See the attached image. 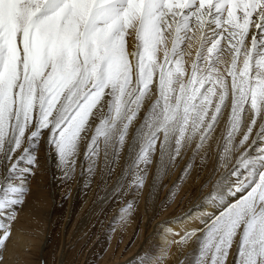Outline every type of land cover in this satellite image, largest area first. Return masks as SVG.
<instances>
[{
	"label": "snow or ice",
	"instance_id": "obj_1",
	"mask_svg": "<svg viewBox=\"0 0 264 264\" xmlns=\"http://www.w3.org/2000/svg\"><path fill=\"white\" fill-rule=\"evenodd\" d=\"M212 141L222 171L181 264H264V0H0V252L41 143L62 183L102 161L107 188L123 161L124 218L154 158L152 187Z\"/></svg>",
	"mask_w": 264,
	"mask_h": 264
},
{
	"label": "bare ground",
	"instance_id": "obj_2",
	"mask_svg": "<svg viewBox=\"0 0 264 264\" xmlns=\"http://www.w3.org/2000/svg\"><path fill=\"white\" fill-rule=\"evenodd\" d=\"M36 156L34 175L27 177L30 194L17 208L10 237L0 252L3 264H129L145 252L152 255L149 264H181L196 246L174 241L186 231L202 227L197 214L211 209L196 208L207 192L201 186L222 171L216 142L212 141L211 147L205 145L200 150L186 174L183 169L191 150L177 166L160 173L157 186L152 187L154 158L133 210L121 218L120 209L133 196H109L123 161L115 166L107 188L101 183L102 161H98L85 188L79 167L70 182L54 179L58 175L55 161L49 160L42 143ZM21 167L31 166L21 162Z\"/></svg>",
	"mask_w": 264,
	"mask_h": 264
}]
</instances>
